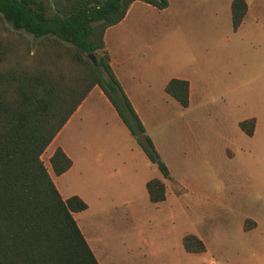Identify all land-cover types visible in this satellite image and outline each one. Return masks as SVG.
<instances>
[{"label":"rangeland","instance_id":"obj_1","mask_svg":"<svg viewBox=\"0 0 264 264\" xmlns=\"http://www.w3.org/2000/svg\"><path fill=\"white\" fill-rule=\"evenodd\" d=\"M168 1L163 11L145 4L141 115L159 159H149L142 136L130 133L98 85L56 141L75 167L62 177L53 172L56 142L42 159L63 193L106 183L102 202L92 196L74 213L100 264H264V0H246L236 28L231 0ZM175 73L194 83L189 106L164 92L163 80ZM251 116L247 134L239 121ZM86 159L95 164L86 169ZM151 177L165 183L160 201L149 199ZM246 218L256 225L244 229ZM187 233L205 249L185 250Z\"/></svg>","mask_w":264,"mask_h":264},{"label":"trees","instance_id":"obj_2","mask_svg":"<svg viewBox=\"0 0 264 264\" xmlns=\"http://www.w3.org/2000/svg\"><path fill=\"white\" fill-rule=\"evenodd\" d=\"M133 0H0V264H100L74 212L87 207L78 194L63 198L42 153L89 90L98 85L150 160L159 154L123 90L105 47V29ZM158 8L168 0H142ZM236 28L246 0H231ZM93 52L97 64L87 53ZM165 91L189 102V82L171 77ZM252 134L255 117L239 121ZM60 174L72 164L61 146L49 156ZM162 174L169 175L161 160ZM149 199L165 198L158 177L145 182ZM249 218L245 219L244 226ZM254 222V221H253ZM187 251L205 249L194 233L182 237Z\"/></svg>","mask_w":264,"mask_h":264},{"label":"crops","instance_id":"obj_3","mask_svg":"<svg viewBox=\"0 0 264 264\" xmlns=\"http://www.w3.org/2000/svg\"><path fill=\"white\" fill-rule=\"evenodd\" d=\"M145 4H149V3H146L142 0H133L128 6L124 16L118 22L108 26L104 32V42H105V47L109 53L110 64L123 90L126 92L135 111L138 113L144 127H145V121L141 113L145 112V81H146L145 78L146 76H148V75H145ZM168 4H169V1H168ZM152 7H156V6L152 5ZM167 7L168 5L163 8H158V7L156 8L160 10L162 9L165 10ZM248 11H249V5L247 4V10L245 14H247ZM171 77L186 78L188 80L189 82V102L187 106H189L191 103L192 94L194 93V89H195L194 83L191 82V79L189 76L182 74V73H175L163 80L162 82L163 89L165 87L166 82ZM93 89H95V86H93L89 90L87 95L84 97V99L77 106L75 111L70 115V117L67 119V121L64 123V125L61 127V129L57 132V134L54 136V138L51 140V142L48 145L52 144L53 142H56L60 138L64 130L73 121L76 114L81 111L85 103L88 101ZM164 92L170 97H172L171 99H174L175 103H179L173 96L167 93L165 89H164ZM99 93L104 94L102 89L99 90ZM58 145L61 146L72 159V164L70 165V167L66 169L65 171H63L62 173L57 174L59 177H62L66 175L67 173H69L75 167L76 161L68 153L65 145H62V143L60 142L55 143V145L51 148L49 154H51L54 148ZM85 163L86 164L84 166L86 169H88L90 164L92 163L95 164V162L91 159H86ZM99 165L100 167L103 166V169L107 171V168L105 167L102 161L99 162ZM110 175L111 173L108 172V176ZM54 183L63 198H66L71 194H78L79 196H81L87 203L86 208L90 206L92 196H94L96 200H99L102 202V200H104V197L102 198V194L106 193V190H104V186L106 183H104L103 181H100L99 183L94 184V186L92 187H88L86 189L84 187V189L73 190L67 193H63L61 189L59 188L58 184L56 182ZM95 187H97V189H95ZM253 221H254L253 224L250 225L248 228H245V226H243L244 229H250L253 226H255L256 221L254 219Z\"/></svg>","mask_w":264,"mask_h":264},{"label":"water","instance_id":"obj_4","mask_svg":"<svg viewBox=\"0 0 264 264\" xmlns=\"http://www.w3.org/2000/svg\"><path fill=\"white\" fill-rule=\"evenodd\" d=\"M87 57L94 63L97 64V59L93 52L87 53Z\"/></svg>","mask_w":264,"mask_h":264}]
</instances>
